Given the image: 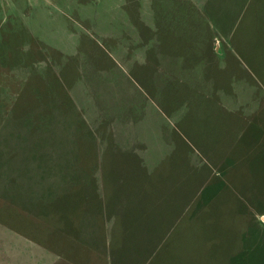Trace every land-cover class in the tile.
Wrapping results in <instances>:
<instances>
[{
    "label": "rangeland",
    "instance_id": "374dc122",
    "mask_svg": "<svg viewBox=\"0 0 264 264\" xmlns=\"http://www.w3.org/2000/svg\"><path fill=\"white\" fill-rule=\"evenodd\" d=\"M263 61L264 0H0V264L264 245Z\"/></svg>",
    "mask_w": 264,
    "mask_h": 264
},
{
    "label": "crops",
    "instance_id": "0c3cea01",
    "mask_svg": "<svg viewBox=\"0 0 264 264\" xmlns=\"http://www.w3.org/2000/svg\"><path fill=\"white\" fill-rule=\"evenodd\" d=\"M235 49H238V47H236ZM236 56H237V59L240 60V58H242V60L244 61L243 56H241V54L239 53V51H237ZM261 65H262L263 68H262V72L261 71L260 72L262 73V79H264V61H263V63ZM251 74H252V72H251ZM256 77H259V76H256ZM233 104H234V102H232V106L230 107L231 111L238 112V109H237L236 105L233 106ZM255 114L256 113H254L253 115H255ZM236 124H237V122L235 121V123H233V126H235ZM132 134H135V133L130 132L128 135L124 136V135H121L120 132H118L116 130H112L113 141L115 142V144L117 145V147L120 148L123 151L132 150L133 147L134 148L136 147L135 144L140 143V142L143 141L142 140V134L140 136H138L136 138V140L134 139V137H132ZM122 136L124 137V140L121 139ZM151 154H153L152 151H150V154L149 155H151ZM215 190L217 191V189H215ZM215 190H212L211 187L208 188L206 190V192H209V193L205 195V198H208L207 200H211V199L213 200V198H216L218 196V194H217L218 191L216 193ZM185 245L186 244H184V246ZM171 246H172V244H171ZM263 246L264 245H262V244H260V245L255 244L253 247H250V248L247 247L245 249L246 252H244L242 254H237V255L231 256L230 257V261L227 264H256L257 261L255 259H253L254 261L252 260L253 262H251L250 257L248 256L247 253L252 248L256 247L258 250L254 254L261 255L260 253H264V250L260 249V247H263ZM236 259H238V260H236ZM256 259L258 260L259 263H260V261L262 262V260H263V259H261L260 256H258ZM259 263H257V264H259Z\"/></svg>",
    "mask_w": 264,
    "mask_h": 264
}]
</instances>
